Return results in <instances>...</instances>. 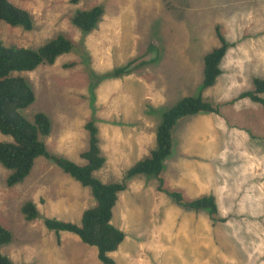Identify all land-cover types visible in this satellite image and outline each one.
<instances>
[{
    "label": "rangeland",
    "instance_id": "374dc122",
    "mask_svg": "<svg viewBox=\"0 0 264 264\" xmlns=\"http://www.w3.org/2000/svg\"><path fill=\"white\" fill-rule=\"evenodd\" d=\"M8 1L30 13L34 28L2 23L6 47L37 50L58 36L74 46L54 65L22 74L36 97L24 117L46 114L47 151L79 166L93 121L105 159L94 177L102 183L122 182L150 156L164 113L185 97L202 95L220 109L177 122L163 183L126 180L112 220L126 237L110 257L117 264H264V111L238 99L253 79H264V0ZM96 6L103 15L94 31L73 26L77 12ZM217 30L230 47L216 85L203 89L204 58L221 46ZM10 141L0 133V142ZM9 175L0 165V224L13 236L0 255L13 264H102L76 235L61 233L58 243L45 227L46 219L79 225L96 206L89 188L44 158L17 186H8ZM162 186L186 201L215 197L225 222L178 206ZM27 202L38 207L34 221L22 213Z\"/></svg>",
    "mask_w": 264,
    "mask_h": 264
},
{
    "label": "trees",
    "instance_id": "16d2710c",
    "mask_svg": "<svg viewBox=\"0 0 264 264\" xmlns=\"http://www.w3.org/2000/svg\"><path fill=\"white\" fill-rule=\"evenodd\" d=\"M80 1L71 0V3L78 4ZM102 15L103 8L100 6L79 11L72 18V24L79 31L89 34L96 29ZM2 23L25 31H32L34 28L30 13L16 8L8 0H0V25ZM217 34L221 46L204 58L203 89L216 85L222 75L221 65L230 47L219 30ZM73 49V43L64 36L52 39L37 50L6 47L0 41V133L11 138L10 142H0V165L10 171L7 179L9 187L23 183L30 176L36 161L44 158L82 187L89 188L96 206L84 211L79 225L46 219L45 227L56 233L58 243H61V233H71L76 235L83 244L96 248L98 260L102 264H117L110 255L119 250L126 236L123 231L113 225L112 220L119 195L127 189L126 180L139 176H153L162 182L160 176L163 173L165 161L172 155V132L177 122L199 114L220 115L221 112L219 107L205 101L202 95L185 97L164 113L156 133V148L150 156L138 161L127 170L122 182L102 183L94 177V174L105 165V159L101 154L98 129L93 121L85 127L89 134V144L88 149L81 154V159L86 164L79 166L47 151L43 138L51 134L52 125L46 114L38 113L31 121L23 115V112L35 103L36 97L22 74L32 73L42 65H54L58 58L71 53ZM125 71V69L117 70L115 75L118 77ZM238 99L249 100L259 105L264 111V79H253V89L243 92ZM159 191L170 196L178 206L186 210L207 211L213 222H225L219 219V207L213 196L186 201L182 194L165 190L163 186L159 188ZM22 213L27 221H34L39 217L38 207L33 202L25 203ZM12 238L11 232L0 224V247L9 245ZM0 264L13 263L9 258L0 255Z\"/></svg>",
    "mask_w": 264,
    "mask_h": 264
}]
</instances>
